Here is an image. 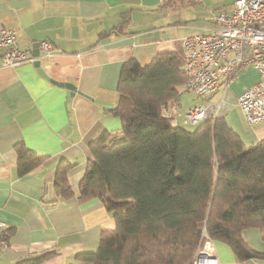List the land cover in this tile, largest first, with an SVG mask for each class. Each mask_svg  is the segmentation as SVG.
<instances>
[{
	"label": "crops",
	"instance_id": "crops-1",
	"mask_svg": "<svg viewBox=\"0 0 264 264\" xmlns=\"http://www.w3.org/2000/svg\"><path fill=\"white\" fill-rule=\"evenodd\" d=\"M235 0H0V31L16 32L29 57L16 67L3 65L0 48V221L12 231L0 249V264L52 253L38 264H85L80 252H93L102 231L115 226L99 198L78 199L79 181L88 163V144L103 130L121 127L111 109L118 100L122 64L131 58L149 63L163 52H183L181 39L211 32L215 15L234 9ZM126 19L121 29L115 26ZM205 21V22H203ZM49 41L53 50L37 42ZM43 73V75L41 73ZM259 79L253 67L203 103L221 104L223 115L247 146L264 139V121L249 124L237 96ZM60 83L75 86L74 94ZM175 102V101H174ZM171 103V102H170ZM168 116L183 119L175 105ZM202 104V103H201ZM41 155L43 162L20 176L16 144ZM74 166L69 181L75 195L57 199L53 177L61 158ZM247 242L264 253L259 229L244 230ZM223 264H264V258L237 262L231 248L218 242Z\"/></svg>",
	"mask_w": 264,
	"mask_h": 264
},
{
	"label": "trees",
	"instance_id": "trees-1",
	"mask_svg": "<svg viewBox=\"0 0 264 264\" xmlns=\"http://www.w3.org/2000/svg\"><path fill=\"white\" fill-rule=\"evenodd\" d=\"M126 23L122 19L115 28ZM183 66L178 51L158 53L145 64L136 58L122 64L111 109L121 127L90 140L78 194L81 202L99 198L115 226L102 231L95 251L78 253L79 261L191 264L203 233L227 244L237 262L264 258L244 236L245 229L256 228L264 240V139L247 146L214 111L192 128L174 123L164 108L180 103L181 86L190 90ZM15 147L20 176L44 160L23 142ZM73 166L63 157L55 169L59 200L75 195L69 181ZM51 254L20 264H38Z\"/></svg>",
	"mask_w": 264,
	"mask_h": 264
},
{
	"label": "built area",
	"instance_id": "built-area-1",
	"mask_svg": "<svg viewBox=\"0 0 264 264\" xmlns=\"http://www.w3.org/2000/svg\"><path fill=\"white\" fill-rule=\"evenodd\" d=\"M213 26L209 33H195L181 39L183 68L189 77L186 86L205 100L221 84L228 86L243 69L253 67L259 79L237 96V103L249 124L264 121V0H235L232 12L215 15ZM40 47L47 54L54 49L49 41H41ZM0 48L6 67L35 61L19 47L16 32L10 28L1 29ZM220 105L192 106L183 116V123L196 125L212 111L217 115ZM6 233L7 224L0 221V249L8 244L2 239ZM191 264H223L215 241L206 233Z\"/></svg>",
	"mask_w": 264,
	"mask_h": 264
},
{
	"label": "rangeland",
	"instance_id": "rangeland-1",
	"mask_svg": "<svg viewBox=\"0 0 264 264\" xmlns=\"http://www.w3.org/2000/svg\"><path fill=\"white\" fill-rule=\"evenodd\" d=\"M196 33H203V32H196ZM181 92L182 93L180 95V103L172 101L170 105L171 107H173L176 104L175 109L179 110V113H181L183 116L185 115V113L188 111L190 107L195 106V105H200L204 101V99L199 97L195 92L191 90H187L185 86H181ZM177 122H180L181 124L185 125L188 128L193 127L192 125L184 124L183 119L176 118L174 123H177ZM217 253H218V249H217Z\"/></svg>",
	"mask_w": 264,
	"mask_h": 264
},
{
	"label": "water",
	"instance_id": "water-1",
	"mask_svg": "<svg viewBox=\"0 0 264 264\" xmlns=\"http://www.w3.org/2000/svg\"><path fill=\"white\" fill-rule=\"evenodd\" d=\"M39 46H40V43L39 42H37L35 45H34V49H33V55L35 56V57H38L39 55H40V52H39ZM34 64H35V66L39 69V71H40V59L38 58H36V60L34 61ZM39 73H41V72H39ZM42 75H43V73H41ZM61 85H63V86H65L68 90H69V92H71V94H74V92H75V86L73 85V84H70V83H60Z\"/></svg>",
	"mask_w": 264,
	"mask_h": 264
}]
</instances>
